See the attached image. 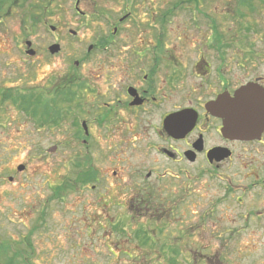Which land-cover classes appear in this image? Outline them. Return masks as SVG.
Returning a JSON list of instances; mask_svg holds the SVG:
<instances>
[{
  "label": "flooded vegetation",
  "instance_id": "1",
  "mask_svg": "<svg viewBox=\"0 0 264 264\" xmlns=\"http://www.w3.org/2000/svg\"><path fill=\"white\" fill-rule=\"evenodd\" d=\"M51 1L5 0L0 23L14 6L28 7L22 23L32 28L42 23L50 33L38 45L24 40L21 50L28 60L40 68L65 56L61 74L33 87L44 100L42 92L63 88L65 101L58 103L62 120L80 142L67 171L51 185L52 199L80 189L86 200L83 215L104 217L95 221L103 232L107 217L118 228L126 217L158 222L170 214L198 212L205 217L226 212L251 216L252 222L264 224V176L259 171L264 164L254 156L264 153V49L247 40L248 27L237 16V6L217 13L212 5L220 2L196 6V0H174L161 1L160 9L152 11L153 3L144 1L146 6L136 11L130 3L115 5L116 0H71V10L64 7L55 15ZM243 88L259 99L253 96L243 104L244 118L250 117L239 121L246 135L237 137L240 132L232 135L228 129L229 111L236 105L231 104L234 94ZM6 90L0 88V100L18 109L4 99ZM250 193L253 199H248ZM177 222L179 247L188 239L198 247L201 234ZM138 230L124 239L140 242L143 236L142 244L152 247L165 235ZM212 233L209 239L227 232ZM125 240L117 248L123 249ZM20 246L29 263L32 242ZM160 255L166 259L165 251Z\"/></svg>",
  "mask_w": 264,
  "mask_h": 264
},
{
  "label": "rangeland",
  "instance_id": "2",
  "mask_svg": "<svg viewBox=\"0 0 264 264\" xmlns=\"http://www.w3.org/2000/svg\"><path fill=\"white\" fill-rule=\"evenodd\" d=\"M144 1L152 2L154 11L160 9L161 1L174 0H116L115 5L124 7L130 3L138 11L146 6ZM237 1L196 0L195 5L220 2L212 7L216 8L217 13H222L227 6H230V10L234 9ZM51 2L55 15L64 7L71 10V0ZM252 5V16L246 14L245 25L249 28L247 40L253 48L264 49V1L254 0ZM29 10L24 5L22 8L16 5L11 9L12 14L0 23V88H8L6 93L9 94L31 93L33 87L44 86L49 77L54 79V76L61 74L65 65V56L60 55L44 64L45 67L38 68V62H30L22 52L24 40L32 39L38 45L39 41L48 40L50 34L42 23L35 22L34 28L28 22L22 23V16L27 15ZM49 21H53L52 18ZM231 26L234 34V24L231 23ZM68 39H64L65 49L68 48ZM93 60L97 63V57ZM74 134L75 130L64 125L63 120L58 126L38 128L34 120L21 109L12 106L7 100L0 101V242L8 240L18 246L22 240L31 241L34 247L29 259L31 264H264V224L252 222L251 216L242 218L226 212L224 215L216 213L215 216L205 217L198 212L196 215L170 214L158 222L126 217L127 223L120 224L118 228L112 227L111 222L106 221L112 218L107 217L104 219L103 225L106 227L103 232L96 229L95 221L104 217L83 215L86 200H83L85 195L80 189L67 192L61 199H52L51 185L67 171L72 163L71 156L78 150L76 145L80 142L75 140ZM254 156L256 163L264 164L263 152L254 153ZM104 163L109 165L107 161ZM19 166H23V170H17ZM259 171L264 176V168ZM248 199H253L251 193ZM233 209L231 212H234ZM177 220L183 222V229L191 232L190 227L193 226L196 233L201 234L198 236V247L192 245L195 239H188L185 247H179L181 243L176 236L181 231ZM37 223L39 227L33 233L28 232ZM88 225H92L93 229ZM120 227L126 228L128 234L138 232V229H153L156 236L158 230L165 232V235L160 233L163 235L160 243L150 247L149 243L142 244L143 236L140 242L136 238L126 241L123 236L127 233L122 232ZM213 230L227 233L221 234V239H209L215 234ZM224 237L228 241L222 239ZM124 240L123 249L117 248L118 243L122 244ZM203 245L210 248H202ZM163 251L166 259L160 255ZM205 253L209 256H204Z\"/></svg>",
  "mask_w": 264,
  "mask_h": 264
},
{
  "label": "trees",
  "instance_id": "3",
  "mask_svg": "<svg viewBox=\"0 0 264 264\" xmlns=\"http://www.w3.org/2000/svg\"><path fill=\"white\" fill-rule=\"evenodd\" d=\"M4 1L5 0H0V10L2 9ZM6 1L9 2L10 0ZM257 1L262 2L264 0ZM252 2H254V0H238V7L237 9H235L237 16L244 19L246 18V14L252 16L254 8ZM30 92L31 93L22 95H11V93H6L3 96L4 99L11 100L13 104L17 105L18 109H21L26 115H28L32 120H34L37 127L42 128L44 126H50L51 124L58 126L62 120V107H58V103L63 104L65 101L63 88H56L54 92L50 94L42 92L43 95L46 94L45 100L43 97L37 98L35 92H33V89ZM47 100L53 103V105L47 102ZM31 233L33 232L31 231ZM12 243L14 242H10L8 240L6 242H0V264H17V261H20V264H29L27 260L29 257L26 256L25 252H23L25 248L22 246H14V244L16 245V243ZM8 245H11L12 247ZM18 245H25V241L22 240L20 243H18ZM171 252L176 255L175 251ZM203 255L209 256L208 253H205Z\"/></svg>",
  "mask_w": 264,
  "mask_h": 264
},
{
  "label": "water",
  "instance_id": "4",
  "mask_svg": "<svg viewBox=\"0 0 264 264\" xmlns=\"http://www.w3.org/2000/svg\"><path fill=\"white\" fill-rule=\"evenodd\" d=\"M32 54V53H30ZM254 95L250 92V88H243V89H240L239 91H237L235 93V96H234V99H232V104H236L238 107H240V109H238V107H236V105H233L235 106L238 111H232L231 112V120H230V127L228 129H230V132L231 134L233 135V133H237V132H240L241 133V136H237V137H244L246 134H245V130H244V127L242 124H239V121H243V120H248L250 115H248V117L244 118V113H243V104H245L247 102V99H251V97H253ZM257 96V95H256ZM254 96V97H256ZM257 98L259 99V96H257ZM248 99V101H249ZM234 107V108H235ZM246 116V114H245ZM239 117V119L237 118ZM23 167L22 166H19L17 169L18 170H21Z\"/></svg>",
  "mask_w": 264,
  "mask_h": 264
}]
</instances>
